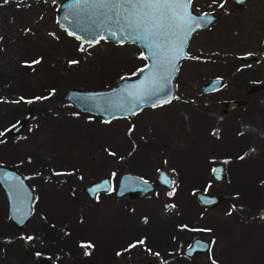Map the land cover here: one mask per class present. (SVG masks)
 Returning a JSON list of instances; mask_svg holds the SVG:
<instances>
[{"label":"rangeland","instance_id":"rangeland-1","mask_svg":"<svg viewBox=\"0 0 264 264\" xmlns=\"http://www.w3.org/2000/svg\"><path fill=\"white\" fill-rule=\"evenodd\" d=\"M59 3L0 0V131L34 106L19 132L0 137V163L14 166L33 189L31 217L18 229L0 185V264H33L37 257L51 264H264V86L248 92L264 85V59L241 58L264 54V0L240 9L231 0H193L194 10L215 11L217 19L190 37L187 54L200 59H181L171 102L107 120L67 101V88L108 89L143 67V50L105 39L80 51L82 43L57 22ZM38 57L39 65L24 64ZM213 76L223 85L200 92ZM240 98L246 104L223 111L224 100ZM217 164L226 172L221 180L212 176ZM158 168L175 183L142 198L115 195L122 172L154 182ZM105 175L112 190L94 197L79 190ZM198 191L221 199L204 207ZM194 236L209 240L211 260L209 250L182 255ZM141 238L145 245L124 251ZM86 241L95 245L88 256L80 247Z\"/></svg>","mask_w":264,"mask_h":264},{"label":"snow or ice","instance_id":"snow-or-ice-1","mask_svg":"<svg viewBox=\"0 0 264 264\" xmlns=\"http://www.w3.org/2000/svg\"><path fill=\"white\" fill-rule=\"evenodd\" d=\"M9 2L10 0H3L4 4ZM51 2L55 4L56 0H51ZM215 2L216 0H213V3ZM44 3H48V0H44ZM192 3L193 0H76V4L83 6L81 11H86L89 18L93 20L92 26L89 29H83L90 37L86 41L89 46L99 44L102 40L108 38L117 37L120 44H124L129 40L133 43L139 42L145 51H141L138 58L143 61H150V63H144L143 67L138 68L136 72L132 73L133 76L143 74V79L131 89L123 87L119 93L118 104H114L110 97H103L104 110L116 108L130 115H136L145 104L156 108L171 102L170 99H164L160 104L156 101L159 97L166 96L170 91L168 85H170L174 73L178 71V62L181 59H200V57H190L186 52V47L192 32L208 22L207 13L203 14L200 21H197L193 17L190 11ZM17 6L19 7V5ZM219 7L223 8L224 4L221 3ZM69 15H76V13L69 12L64 16L65 21L68 20ZM93 29L98 30L95 36L92 34ZM24 31L25 33H29L31 29H25ZM101 31L104 34H100ZM49 35L55 36V33H50ZM68 35L75 36L77 40L81 39L80 36L72 31L68 32ZM97 36L98 38H96ZM0 40H3L2 36H0ZM80 51H86L83 43L80 46ZM41 62L42 58L38 57L32 61H25L24 64L29 66L39 65ZM69 63L75 64L77 62L69 61ZM125 79L126 77H121V80ZM54 91L52 90V92ZM113 93L115 94L116 90H113ZM51 95L52 93H49V96ZM48 98L35 97L34 99L41 100ZM20 100H24V97H21ZM16 103H19V101H16ZM109 122L105 121V123ZM12 127H15V125ZM9 130L0 131V137H4L5 133ZM133 130L134 126L130 127L128 129L129 134ZM0 143H4V140L0 139ZM252 151L255 150L253 149ZM109 154L115 155L114 152H110ZM239 159H244V156L239 157ZM172 171L175 172V169H172ZM213 171L216 172L218 170L213 169ZM55 174L60 175V173ZM0 179L6 182L13 179L18 181V183L11 184L9 187L13 191L14 197L20 202V207L16 209L18 213L17 219L20 223H23L28 215V212L24 210V205L28 200L32 199L30 193L24 190L23 182L20 181L19 177L5 174ZM160 180L166 185L175 183L174 180L166 175H162ZM261 183H264V181ZM145 184H147L146 181ZM100 187L105 190H112L109 188L107 181ZM174 194L175 189L167 193L168 196H173ZM205 203H212V201L206 200ZM170 207H174V205ZM183 227L187 228L186 225ZM192 231L200 230L192 229ZM203 231H210V229H204ZM27 239L31 241L34 237L29 236ZM214 243L215 241L213 240L212 244ZM143 245H145V239L141 238L129 244L124 251H130L137 246ZM197 246L201 249L207 248L210 253L209 258L210 260L212 259L211 245L197 242ZM80 247L85 249L84 255L86 256L91 255V252L87 251V249H95V245L91 241L81 242ZM145 250L149 253L152 252L150 248H146ZM122 254V252L116 253L117 256H121ZM153 254L157 257L160 256L158 252ZM36 255L40 256L41 254L36 253ZM212 264H217V262L212 260Z\"/></svg>","mask_w":264,"mask_h":264},{"label":"water","instance_id":"water-1","mask_svg":"<svg viewBox=\"0 0 264 264\" xmlns=\"http://www.w3.org/2000/svg\"><path fill=\"white\" fill-rule=\"evenodd\" d=\"M232 1L235 6L240 8L241 5L245 4L247 0H232ZM82 7H83L82 5L76 4V0H60L59 7H58V14H57V22L59 20L58 22L59 26L67 34L70 31L75 32L76 35L81 37V39L79 40L81 43H87L86 41L90 37L86 34V32L83 29H89L92 26L93 20L89 18L86 11H81ZM190 11L192 12L193 17H195L197 21H200V18L205 13H207V16H208V22L206 24H203L201 28L193 31L191 36L195 32L203 30L207 28L208 26H210V24L213 23L216 19V14L214 11L198 12L194 10L192 6L190 8ZM69 12L76 13V15H69L68 20L65 21L64 16L67 15ZM96 31L98 30L93 29V32H92L93 36H95ZM100 34H104V33L101 31ZM96 38H98V36ZM108 40H112V41L119 43L118 37L108 38ZM126 42H131V41L129 40ZM136 44L139 45L143 51H145V49L139 42H137ZM241 58L243 60H261V59H264V54L247 53V54L242 55ZM180 61L178 62V65ZM147 63H150V61H147ZM145 71L147 72V70ZM175 74L176 72L174 73V76ZM174 76H173V79L170 85H168L170 91L167 93L166 96H162L157 99L156 102L158 104L162 103L164 99H170V100L173 99L175 95ZM141 79H143V74L126 77L125 80H120L116 85L108 89H104V90H86V89H82L79 87H69L67 88L64 94V97L67 101L75 105L78 109L95 114V115H99L104 120H107V119H110L116 116H127L130 114H128L127 112L118 110L116 108H112L110 110H104L103 97L105 96L110 97L114 104H118L120 90L123 87H128L129 89H131L134 85L138 84ZM223 83H224V79L220 76L210 77L201 84L200 92L207 93V92L215 91L219 89L223 85ZM263 86H264L263 84L262 85H252L248 89V92L250 93L253 90L263 87ZM113 90H116L115 94L113 93ZM246 102L247 101L245 99H241V98L224 100L223 101V105H224L223 111L224 112L230 111L231 109L239 105L246 104ZM144 106H150V105L145 104ZM33 110H34V106L30 105L24 112L21 119L13 124L15 125V127H12L13 126L12 125L9 128L10 130L8 132L13 133V134L19 132L23 128V126L26 124V122L31 118ZM158 169L156 171L154 182L143 179L139 177L138 175H135L128 171L122 172L115 186V194L118 197L127 195L131 198H141V197H144L150 194L155 189L156 185L161 186V187H170L171 185H166L162 183L160 180V177L162 175H166L171 178V176L165 169L163 168H158ZM213 169H217L218 171L214 172ZM5 174H8L12 177H19L20 181L23 182L24 190L30 193L32 197V199L28 200L24 205V210L28 212L27 218L23 221V223H20L17 219L18 213L16 211V209L20 207V202L18 199L14 197L13 191L10 190V187H9V185L18 183V181L13 179V180H9L6 182L3 179H0V185L6 196L9 218L15 227H17L18 229H21L27 225L31 217V214H32L33 189L31 185L29 184V182L27 181V179L25 178V176L22 175L14 166L0 163V177H3ZM225 175H226L225 169L223 168L221 164H217L212 167V176L215 179L221 180L225 177ZM106 181L108 182L109 188L111 189L112 183L110 180V176L106 175L100 179L94 180L88 184L80 186V190L82 192L87 193L91 197L95 196V194L98 192L108 191L100 187ZM145 181L147 182V184H145ZM94 189L95 191H93ZM195 198L200 202L202 206L212 207L220 201L221 196L217 194L209 193V192L198 191L195 193ZM206 200H211L212 203H205ZM170 205L171 203L164 202L165 208H168V206ZM261 216L264 219V206L262 209ZM197 242H200L201 244H206V245L209 244L207 240L197 237L192 241L191 246L185 249V252L189 254H194L196 251L201 252L207 249V248H203V249L199 248L197 246ZM34 264H51V262L48 258L38 257L35 260Z\"/></svg>","mask_w":264,"mask_h":264},{"label":"flooded vegetation","instance_id":"flooded-vegetation-1","mask_svg":"<svg viewBox=\"0 0 264 264\" xmlns=\"http://www.w3.org/2000/svg\"><path fill=\"white\" fill-rule=\"evenodd\" d=\"M232 1V0H231ZM248 1V0H247ZM246 3V2H245ZM232 5H233V7L234 8H237V9H240L241 7H243L245 4H243V5H241V7L240 8H238L237 6H235L234 5V3H233V1H232ZM209 11H212V10H209ZM215 12V11H214ZM215 14H216V19H217V13L215 12ZM215 19V20H216ZM216 91V90H215ZM117 184V183H116ZM116 186V185H115ZM114 191H115V187H114ZM98 193H100V192H98ZM97 193V194H98ZM96 194V195H97ZM95 195V196H96ZM197 237H200V238H203V239H205V240H207L208 242H209V240L208 239H206V238H204V237H201V236H194L191 240H190V243L188 244V245H186L184 248H182V255H184L185 257H188V258H195L196 257V255H198V254H201V253H203L204 251H206V250H208V249H206V250H204V251H201V252H199V251H196L194 254H189V253H186L185 252V249L187 248V247H189V246H191V244H192V241L195 239V238H197ZM208 245H210V242H209V244ZM181 254V253H180ZM38 258V257H37ZM36 258V259H37ZM35 259V260H36ZM35 260H34V262H35ZM34 262H33V264H34ZM51 262V261H50Z\"/></svg>","mask_w":264,"mask_h":264}]
</instances>
